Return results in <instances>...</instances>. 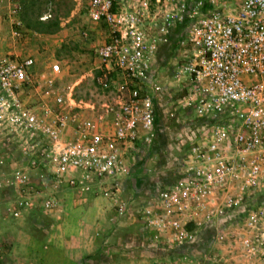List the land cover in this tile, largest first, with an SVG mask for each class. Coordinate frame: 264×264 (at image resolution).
Instances as JSON below:
<instances>
[{"label":"built area","instance_id":"obj_1","mask_svg":"<svg viewBox=\"0 0 264 264\" xmlns=\"http://www.w3.org/2000/svg\"><path fill=\"white\" fill-rule=\"evenodd\" d=\"M76 1L109 31L95 51L88 99L80 97L85 76L65 84L61 59L39 70L34 55H0V135L27 159L6 183L14 193L7 213L20 219L36 207L61 211L33 172L56 189L85 193L100 186L106 196L118 191L136 154L155 139L161 87L151 73L158 44L187 20L181 44L192 55L175 76L189 79L184 104L203 121L200 144L183 176L146 207L144 219L156 237L189 244L191 228L241 210L249 194L264 190V0ZM9 18L10 38L18 44L27 29L16 3ZM259 220L253 214L247 226L255 230ZM261 245L256 237L241 241L249 259L260 257ZM184 259L177 264H217Z\"/></svg>","mask_w":264,"mask_h":264},{"label":"rangeland","instance_id":"obj_2","mask_svg":"<svg viewBox=\"0 0 264 264\" xmlns=\"http://www.w3.org/2000/svg\"><path fill=\"white\" fill-rule=\"evenodd\" d=\"M11 1L37 39L40 68L61 59L69 72L65 84L85 76L80 97L88 99L94 89L89 75L97 65L95 51L108 40V27L92 22L86 6L76 0ZM46 14L51 18L43 21ZM187 27V20L176 23L167 37L168 42L173 34L179 45L169 55L176 64L158 77L162 91L156 99L155 139L141 147L117 192L106 196L97 190L93 193L94 189L82 193L59 188L62 211L58 218L37 208L14 219L5 208L13 198L6 183L27 159L17 143L0 135V181L4 182L0 188V264H177L184 258L188 263L264 264V190L249 194L241 210L191 228L193 241L181 246L170 238L156 237L144 219L146 207L183 176L200 144L201 133L185 121L189 79L176 78L173 70L192 55L181 44ZM148 29L152 36L156 34L155 27ZM253 214L260 217L255 230L247 226ZM254 237L261 240V254L249 259L241 241Z\"/></svg>","mask_w":264,"mask_h":264},{"label":"crops","instance_id":"obj_3","mask_svg":"<svg viewBox=\"0 0 264 264\" xmlns=\"http://www.w3.org/2000/svg\"><path fill=\"white\" fill-rule=\"evenodd\" d=\"M13 3L14 2H12L11 0H0V55L2 56V55H6V54H18L21 58L27 57L30 55H34L36 57V62H37L39 70H43L40 68L41 64H39V61H38L40 58V54L38 53V50L36 49V46H35L37 39H35L34 33L27 30L26 38L23 41H20L18 44H14L10 38L11 31H12V25H11V19L9 18V6H10V4H13ZM178 45H179L178 38L173 36V34L170 36L168 42L160 43L158 45L157 52H156L154 59H153V62H152V73L151 74H152L154 81H156L157 84L161 87V91H162V86L158 81V77L161 74H163V72H165L168 68L173 66L174 63L172 64V57L169 55L175 54ZM188 49L190 52L192 51L190 49V47H188ZM177 69H178V67H177ZM177 69H176V67H173L174 74L176 73ZM63 74L65 77L69 76L68 71L64 70ZM188 91H189V89H188ZM159 93H157V95L155 96V108H156V99H157V96ZM185 108H186L185 109L186 110L185 121L188 122L189 118H192L193 121L192 122L189 121L191 124L188 123V126L191 127L193 130H195L196 133H198L199 128H201V125L203 124V121L199 120V119L195 120L192 110H190L187 107H185ZM23 164L26 165V163H23ZM32 179L34 182L41 184L43 186L42 190H43L44 194H47V195L52 194L59 200L58 194H57L58 193L57 189L54 188L49 183L48 180H46V179L40 180L39 176L35 172H33V174H32ZM51 189H54L55 192H53ZM65 189L67 190V188H65ZM94 190L95 191L93 193H95L96 190L98 192H102V190L100 189V186L94 187ZM13 195H14V193H13ZM12 199L8 200L7 204H5L6 212H7V208L10 205ZM60 203H61V201H60ZM61 206H62V204H61ZM37 208L39 209V207H36V209L34 211H36ZM34 211H32V212H34ZM61 211L53 213V214H46V213L45 214L50 218H55V217L58 218V216L61 215Z\"/></svg>","mask_w":264,"mask_h":264},{"label":"trees","instance_id":"obj_4","mask_svg":"<svg viewBox=\"0 0 264 264\" xmlns=\"http://www.w3.org/2000/svg\"><path fill=\"white\" fill-rule=\"evenodd\" d=\"M24 22V21H23ZM25 24V23H24ZM25 27H26V25H25ZM50 27V26H49ZM28 27H26V29H27ZM28 30V29H27Z\"/></svg>","mask_w":264,"mask_h":264}]
</instances>
